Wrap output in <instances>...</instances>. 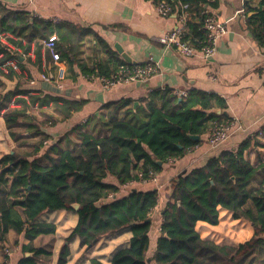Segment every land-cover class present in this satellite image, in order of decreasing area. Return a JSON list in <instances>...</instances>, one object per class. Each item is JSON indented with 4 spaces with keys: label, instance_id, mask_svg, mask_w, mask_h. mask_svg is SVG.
Masks as SVG:
<instances>
[{
    "label": "trees",
    "instance_id": "1",
    "mask_svg": "<svg viewBox=\"0 0 264 264\" xmlns=\"http://www.w3.org/2000/svg\"><path fill=\"white\" fill-rule=\"evenodd\" d=\"M153 1L157 5L166 2L172 12H179L178 3L188 4L196 20H186L183 39L197 49L202 46V12L214 8L215 1ZM28 23L24 13H0V31L21 34ZM245 23L264 50V0L245 17ZM34 24L44 26L47 35L57 30L41 21ZM58 34L54 51L73 62V51L64 47ZM3 48L0 43V51ZM104 53L106 60L83 68L86 75L111 79L120 66L132 67L115 52L107 49ZM5 96L7 101L12 92ZM63 105L59 106L62 110L80 107L75 102ZM2 108L6 126L11 128L20 113L7 105ZM225 109V100L218 95L192 89L177 96L173 89H157L148 94L142 107L134 108L130 100L112 102L98 116L95 130L74 127L71 134L76 143L71 147L55 143L39 155L44 145L39 140L28 152L14 150L4 155L0 158V241H5L10 229L23 233L29 240L23 250L31 255L17 264H41L51 250L34 246L33 240L54 234L55 225L36 219L44 211L72 209L78 203L77 223L60 249L57 264H65L72 235L78 236L80 246H89L123 228L130 231L129 246L118 249L108 264H249L253 253L264 251V160L255 164L245 156L263 144L254 133L235 148L222 150L200 167L170 180L153 248L150 213L158 203L157 190L121 193V186L152 180L165 163L184 156L214 122L230 121ZM90 262L104 264L97 259ZM258 264H264V259Z\"/></svg>",
    "mask_w": 264,
    "mask_h": 264
},
{
    "label": "crops",
    "instance_id": "2",
    "mask_svg": "<svg viewBox=\"0 0 264 264\" xmlns=\"http://www.w3.org/2000/svg\"><path fill=\"white\" fill-rule=\"evenodd\" d=\"M209 1H215L216 6L207 9L225 28L211 58L200 53L184 56L173 47L163 46L158 38L179 23V16L177 11L161 14L153 0H0V13H24L29 18L21 34L0 31L4 47L0 51V158L14 150L28 152L39 140L44 143L39 155L55 143L71 147L76 143L71 134L74 127L95 130L98 116L112 102L130 100L134 108L142 107L148 94L157 89H173L177 96L195 89L222 97L226 103L224 112L240 125L223 143L210 146L207 132L184 156L165 163L152 180L121 186V193L131 189L157 190L158 203L150 213L153 248L161 222L160 211L170 194L173 177L200 167L222 150L235 148L253 133L263 144L245 156L255 164L264 160V50L245 23V17L256 12L260 0ZM189 14V19L195 21L194 13ZM40 21L57 30L47 35L44 26H35ZM58 32L64 47L73 51V62L65 57L54 59L43 44L46 39L58 42ZM115 44L137 64L151 62L155 72L144 81L112 85L83 72L84 67L91 69L106 60L107 49L122 59ZM5 50L11 52L10 56ZM9 92L12 96L4 101ZM64 101L80 107L62 110ZM4 105L20 113L18 123L11 128L3 117ZM77 220L75 210L65 208L47 210L38 216L37 222L55 225L54 234L33 240L34 246L51 250V256L39 263L57 264L60 249ZM130 238L129 229L123 228L102 236L92 245L80 246L78 236L72 235L65 264H91V259L108 264L118 249L129 246ZM28 241L23 233L10 229L5 241H0V263L17 264L30 253L23 250Z\"/></svg>",
    "mask_w": 264,
    "mask_h": 264
},
{
    "label": "built area",
    "instance_id": "3",
    "mask_svg": "<svg viewBox=\"0 0 264 264\" xmlns=\"http://www.w3.org/2000/svg\"><path fill=\"white\" fill-rule=\"evenodd\" d=\"M158 11L166 15L173 11L172 6L164 1L157 5ZM179 16V23L171 30L163 33L158 39L165 47H173L184 56H192L195 53H200L204 58H211L217 49V41L219 37L225 32L224 26L216 19L214 14L207 8L202 13L205 14L204 28L205 39L200 48H195L190 42L183 39L185 31V22L189 19V6L188 4L179 3L177 6ZM43 44L50 50L54 59H58V54L54 51L55 42L53 39L43 40ZM128 66H120L115 75L109 78H102L103 82L107 85H112L118 82H130L134 80L144 81L149 78L156 70L151 62L143 64H135ZM180 96H185L181 93ZM264 126V124H263ZM240 125L234 121L214 122L208 132L207 142L212 147H216L223 143L226 138L239 128Z\"/></svg>",
    "mask_w": 264,
    "mask_h": 264
},
{
    "label": "water",
    "instance_id": "4",
    "mask_svg": "<svg viewBox=\"0 0 264 264\" xmlns=\"http://www.w3.org/2000/svg\"><path fill=\"white\" fill-rule=\"evenodd\" d=\"M114 47L117 50V52L121 55L122 59L125 61L126 64H129V65L137 64L136 61L132 60V58L129 56V54L127 52H125L121 46H119L118 44H115ZM11 85H13V84L9 83V86H11ZM218 112H219V110H217V113ZM188 136L191 139H198L197 135L188 134ZM157 162L160 163V161H157ZM78 206H79L78 203H73L72 209L76 211L78 209ZM25 255L30 256V253H26Z\"/></svg>",
    "mask_w": 264,
    "mask_h": 264
},
{
    "label": "rangeland",
    "instance_id": "5",
    "mask_svg": "<svg viewBox=\"0 0 264 264\" xmlns=\"http://www.w3.org/2000/svg\"><path fill=\"white\" fill-rule=\"evenodd\" d=\"M263 237H264V234H263ZM261 259H264L263 249L260 252H256L255 254L253 253L249 264H258Z\"/></svg>",
    "mask_w": 264,
    "mask_h": 264
}]
</instances>
